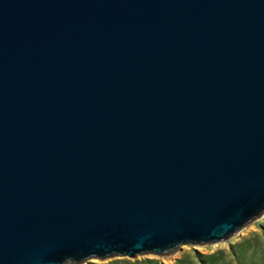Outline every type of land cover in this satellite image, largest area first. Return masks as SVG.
<instances>
[{"label":"water","instance_id":"obj_1","mask_svg":"<svg viewBox=\"0 0 264 264\" xmlns=\"http://www.w3.org/2000/svg\"><path fill=\"white\" fill-rule=\"evenodd\" d=\"M264 214V0H0V264L167 256Z\"/></svg>","mask_w":264,"mask_h":264},{"label":"rangeland","instance_id":"obj_2","mask_svg":"<svg viewBox=\"0 0 264 264\" xmlns=\"http://www.w3.org/2000/svg\"><path fill=\"white\" fill-rule=\"evenodd\" d=\"M82 264H264V214L225 242L182 246L167 256L92 259Z\"/></svg>","mask_w":264,"mask_h":264}]
</instances>
